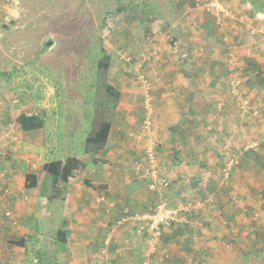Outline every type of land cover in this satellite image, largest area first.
I'll use <instances>...</instances> for the list:
<instances>
[{
  "label": "crops",
  "instance_id": "crops-1",
  "mask_svg": "<svg viewBox=\"0 0 264 264\" xmlns=\"http://www.w3.org/2000/svg\"><path fill=\"white\" fill-rule=\"evenodd\" d=\"M222 1L234 16V19L221 26L222 34L218 33L212 15L202 10H195L192 5L187 8L193 7L196 12L192 14L199 20L202 28L196 35H191V32L186 34L183 48L171 49L166 45L161 47L163 36L153 38L155 46L151 43L148 45L143 60L145 63L142 68L143 79L148 82L145 87L142 85L138 88L123 77L125 70L120 71V68H116L111 78L119 82V89L116 91L119 94L117 104L124 110L121 111L123 118L130 119L128 115L135 113L133 108L141 106L148 93L152 98V130L142 141H137L138 153H136L133 148L121 142L120 131L111 123L107 144L103 150L97 153L84 152L83 155L87 157L83 161L80 156H74L85 164L78 172L84 174L86 171L87 177L77 182L75 172L65 189L64 201H67L69 208L71 203L73 206L82 205L83 209H79V212L81 211L79 217L92 209L87 207L91 204L88 203V198L92 197L93 200L98 192H100L98 195L107 197L104 199L100 195L98 201L101 200L107 210L113 213L116 224L127 213L130 215L148 212L152 208L149 207L150 202L145 196L148 194L144 191L141 194V189L131 185L134 184L131 178L137 174L140 178L142 176L148 180L150 184L151 180L144 175V169L146 149L152 148L158 160L159 171L162 168L161 173L163 172L158 173V181L155 182V189L156 185H159L163 191L160 199H166L173 207H178L180 204H186L187 200L195 202L205 199L207 195H214L212 206L205 207L202 204L198 209H191L187 214L188 223L164 228L158 249L160 248L159 252H161L164 244L174 242L171 259L176 262L173 264H190L185 261H206L205 264H264V223L257 229L244 227V233L237 228L242 214L248 215V211L255 209V204L261 205L264 202L261 200L254 203L257 196H264V122H262L264 110L261 108L264 106V21L257 16L264 13L262 10L252 8L253 6L244 0ZM4 3L5 0H0V16L6 14L7 7H3ZM185 7L184 5V10ZM2 20L4 22L3 18ZM3 24L6 26L9 23ZM182 24L186 28L189 27L185 23ZM252 30L255 32L253 35L250 34ZM223 36L238 46L242 90L245 94L247 90L251 92L254 90V94L251 93V100L257 106L254 107L262 119L239 114L233 99L227 94L225 84L227 70L224 63L226 48L220 41ZM153 50H159L156 51L157 55H153ZM110 86L115 90L113 84ZM142 88H144L143 93ZM259 105L261 107H258ZM141 112L143 113V110ZM95 129H92L89 135ZM52 140V145L55 146L56 140L53 138ZM251 142H259L258 149L248 151L239 157L236 167L230 173L229 182H225L224 178L223 181L219 180L218 175L221 178L222 174L219 172L222 148L228 146L237 155L242 145ZM3 143L5 139L0 137V144ZM18 144L14 147V151L21 150ZM22 158L25 160V176L36 174L31 172L33 157L27 155ZM24 163L22 161V164ZM46 163L48 162L44 164ZM2 165L3 161L0 159V170ZM137 165H140V169H137ZM128 166H132V170ZM23 168L22 166V170ZM25 176L23 179L12 180V198L18 196L21 186H25ZM161 180H168L169 187H163ZM4 183L0 182L1 187ZM231 194L238 199L233 208L230 207V201L233 199ZM186 205L196 207L191 202ZM125 207L126 209L123 210ZM261 207L264 208V204ZM119 208L123 211L115 214V210L119 211ZM67 210L69 223L66 228L68 238L65 247L72 250L74 247L71 239L74 234L70 230H75L76 226L72 224L73 219L70 218L71 213L74 212L76 215L78 211ZM102 214L100 211L101 216ZM86 216L83 217L87 218ZM93 225L99 226L91 223V228ZM134 227L126 224L120 228L118 225L120 230L123 228L121 234L115 233L116 238L108 237L104 240L103 244L108 245L107 248L110 247L113 256L111 264H133L132 258L125 255L138 253L144 247V239L141 240L136 236ZM87 228L90 227H86V231H89L86 233L89 237L85 236L87 241L82 238L84 235L82 229L73 231L81 241L78 243L80 246L78 260L74 256L73 261L68 264H98L96 259L88 261V257L90 253L98 254L96 249L99 250V247L96 243L98 241L101 246L103 239L101 234L107 230L105 226L100 230L93 228L90 231ZM4 231H6L4 226H0V238ZM15 233L13 231L8 234ZM247 236H255V239L248 242ZM7 238V240L11 239V237ZM9 245L11 249L0 244L1 260L9 255L8 251L15 253V246L10 243ZM113 247L114 252H112ZM142 257L140 261H149L143 253ZM18 260L0 261V264H21Z\"/></svg>",
  "mask_w": 264,
  "mask_h": 264
},
{
  "label": "rangeland",
  "instance_id": "rangeland-1",
  "mask_svg": "<svg viewBox=\"0 0 264 264\" xmlns=\"http://www.w3.org/2000/svg\"><path fill=\"white\" fill-rule=\"evenodd\" d=\"M15 1L18 3L17 9L4 4L3 7H7L6 14L0 16V70L9 71L14 68L13 71L11 70L13 74L10 79L0 78V137L5 139V143L0 144L3 161L0 173L5 174V183L2 187V184L0 185V191H6L2 194L4 199L0 201V226H4L6 230L2 232L0 244L11 249L7 240V237H11L23 238L26 245L23 248L15 246V253L8 251L9 255L3 260L0 258V261L19 259L21 264H68L73 261L74 256L78 260L77 254L80 247L78 243L81 241L73 231L82 229L84 233L82 238L87 241L88 239L85 238V236L89 237L86 235L89 232L86 231L87 226L90 227L87 228L90 231L93 228L100 230L105 226L107 231L101 234L103 244L106 238L115 237V233L121 234L123 228L121 230L118 228L113 213L107 210L101 200L98 201L103 196L98 195L100 192L93 200L92 197L88 198V203L91 204L87 207L92 209L81 215L82 217H79L81 212L79 209H83L82 205L73 206L71 203L69 208L67 201L61 199L47 201L44 197L26 193L25 186H21L18 196L12 198V180L23 179L26 172L25 160L22 157L27 155L33 157L34 164H32L31 172L35 173H38L45 162L64 160L67 156H80L83 161L87 157L83 155L85 139L92 129L97 128L100 121L106 119L120 131L121 142L126 143L127 147L133 148L134 152L138 153L137 142L133 138L129 139L127 134L137 131L144 116L141 112L142 104L133 108L135 113L128 115L130 119H124L122 116L124 110L117 103L114 104L106 94L103 82L108 85L113 84L117 91L119 82L113 80L111 76L116 68H120V71L125 70L123 77L126 80H130L138 88L142 87L144 77L142 68L145 65L143 60L147 54L148 45L155 44L153 38L163 36L161 47L166 45L171 49L183 48L186 34L191 32V35H196L202 28L199 20L195 19V15L192 14L196 12L193 10L194 4L207 0H133L135 2L133 7L125 4L126 0ZM220 1L223 3L222 0ZM244 1L252 5V8L262 10L264 13V0ZM192 5V8H187ZM223 5L225 6L224 3ZM118 8L124 10L118 12ZM15 13H17V18L4 26L2 18L4 19L7 15L10 19ZM232 18L234 19V16ZM261 20L264 21V19ZM182 23L190 28L184 27ZM192 23H195L196 27ZM49 41L51 45L47 47V50L38 53L41 51L43 42L48 43ZM156 51H152L154 56L157 55ZM105 53L110 56V60L108 70L103 71L97 67V63ZM224 57L226 60L225 51ZM236 59L238 62V51ZM143 92L144 88H142ZM246 92L251 105L256 106L251 100V93L254 94V90ZM261 108L264 110V106ZM20 113L36 115L42 120L43 127L30 132L21 131L16 124V116ZM256 118L262 119L259 112ZM52 138L57 142L54 141L55 146L52 145ZM17 144L21 150L14 151ZM128 168L132 170V166ZM78 171H76L77 182L87 177L86 171L84 174ZM161 171L162 168H160V174L163 173ZM139 176L135 174V177L131 178L134 183L131 185L141 189V194L143 191L148 194L145 196L150 202L149 207H153L162 197L163 191L159 185H156L155 190H151L148 180ZM218 178L223 181L222 174L221 178L220 175ZM228 178L225 182H229L231 174ZM231 195L233 199L230 201V207L233 208L238 199L234 197V194ZM96 198L98 199L95 201ZM209 198L212 199L211 204L204 201ZM261 200L264 201V196H257L254 203ZM186 202L194 203L196 206L194 210L200 208L202 204L209 207L214 204V195H207L203 200L199 199L195 202L187 200ZM168 204L173 207L170 201ZM263 204L264 202L261 205L255 204V209L248 211V215L242 214L239 217L240 223L237 224V228H240L242 233H244V227L257 229L264 223V208L261 207ZM67 209L78 211L76 215L74 212L71 213L70 218V220L73 219L72 224L76 226L75 230H70L74 234L71 239L72 247H74L72 250H68V247L66 249L65 243L55 238L57 229L68 227ZM125 209L126 207L123 210ZM120 210V208L119 211L115 210V214L123 211ZM100 211L103 216L100 215ZM6 212L9 213L8 217L5 216ZM256 212L259 216L254 218L253 214ZM85 215L87 218L83 217ZM91 223L99 226L93 225L91 228ZM125 225L126 223L120 228ZM130 228L127 230L129 231ZM13 231L16 233L8 234ZM247 237L248 242L255 239V236ZM137 241L141 242L139 239ZM173 243L164 244L163 242L161 252H159L160 248H157L156 253L147 259L149 261H140L141 250L125 256L132 258L133 264H173L176 262L171 259ZM102 244L100 246L97 241L98 254L90 253L88 261L96 259L98 264H111L113 256L110 247L107 248L108 245L103 244L102 246ZM114 250L113 247L112 252ZM100 251H102L101 254ZM165 253L168 254V258L164 257ZM185 262L206 263V261Z\"/></svg>",
  "mask_w": 264,
  "mask_h": 264
},
{
  "label": "built area",
  "instance_id": "built-area-1",
  "mask_svg": "<svg viewBox=\"0 0 264 264\" xmlns=\"http://www.w3.org/2000/svg\"><path fill=\"white\" fill-rule=\"evenodd\" d=\"M4 4L14 6V8L17 9L18 3L15 0H5ZM194 9L202 10L203 12L212 15L214 17L215 24L218 27V33L220 34H222L221 26L225 25L229 19H233L231 11L227 9L220 0H207L202 3L197 2L194 4ZM7 15H9L8 12ZM7 15H5L4 17V22L6 23H10L11 21H14L15 18H17V13H15L14 17L10 19H8L9 17H7ZM11 15L13 14L11 13ZM257 16L259 17L258 19H264V16L261 14H257ZM192 25L196 27L195 23H192ZM254 33L255 32L253 30L250 32L251 35H253ZM220 41L226 48L225 65L227 75L225 77V84L227 85V94L233 99L234 105L241 115L256 117L258 110H256L255 107L251 105L250 99L242 90V80L240 77L239 65L236 59L238 46L232 43L225 36L221 37ZM146 84H148L146 79H142V85L145 87ZM145 91H147V89H145ZM146 96L142 103L144 113L143 119L140 122L137 131L130 132L128 134V137L133 138L136 142L142 141L144 139V136L149 134L152 130V98L148 93L146 94ZM259 146V142H251L242 145L238 149L237 152L239 153H237V155L236 152L230 151L228 146H224L222 148L224 167L221 170L223 178L228 179L232 169L236 167L239 157H241L248 151H256ZM1 156L2 151L0 150V157ZM145 159L146 166L144 169V175L148 176L151 180L149 188L153 190L155 189V182L158 181L159 168L158 160L155 157L152 148L146 149ZM137 169H140V165H137ZM160 183L163 187H167L169 185V182L167 180H161ZM3 193H6V191H0V201L4 199V197L2 196ZM205 202L207 204H210L211 199H206ZM191 209L194 210L191 205L186 204H180L178 207H171L169 206L168 201L162 198L159 199V201L155 204L151 211L134 213L130 215H128L127 213L117 222V224L121 226L126 223L127 225L135 226L134 228L136 236L140 239L143 238L145 242V245L143 249H141V252L143 253L144 257L148 259L150 256L156 253L158 245L161 244V238L164 228H168L177 224L180 225L182 223H188L187 214L190 213ZM253 215L254 218H256L257 216H259V213L256 212ZM5 216L8 217L9 213L6 212ZM164 257L168 258L169 256L167 253H165Z\"/></svg>",
  "mask_w": 264,
  "mask_h": 264
},
{
  "label": "trees",
  "instance_id": "trees-1",
  "mask_svg": "<svg viewBox=\"0 0 264 264\" xmlns=\"http://www.w3.org/2000/svg\"><path fill=\"white\" fill-rule=\"evenodd\" d=\"M126 1L127 2L125 4L131 5V7H133L135 4L133 0ZM121 10L124 9L118 8L117 11L119 12ZM47 47V43L43 42L41 51H39L38 53L45 52L47 50ZM109 60L110 56L106 53L103 54L102 58L98 60L97 67L103 71L108 70ZM13 69L14 68L10 69L9 71H3L4 69L0 70V78H5L6 80L10 79L13 74ZM103 85L104 91L113 100L115 99L114 104H116L119 98V94L107 83L103 82ZM16 124L18 125L19 129L23 132H30L41 129L43 127V122L41 119H39L36 115H29L27 113H20L16 118ZM110 128L111 123L109 120L106 119L100 121L95 131L85 139L84 152L97 153L103 150L107 144ZM229 150L234 152V150L230 148ZM220 163L222 170L224 167L222 154ZM84 165L85 164L81 160L77 159L74 156H67L64 160L49 161L48 163L42 166V168L38 171V174H27L25 176V192L28 194H33V196L35 195L42 198L44 197L47 199V201H52L56 199H61L62 201H64V195L66 192L65 189L68 182L74 177V173L80 168H82ZM0 174V181L4 183L5 174L3 172ZM50 192L51 194L49 195ZM55 238L59 242L65 243L68 238V233L66 229H57L55 233ZM8 242L11 245L22 248L26 245V241L23 238H11L10 240H8Z\"/></svg>",
  "mask_w": 264,
  "mask_h": 264
},
{
  "label": "water",
  "instance_id": "water-1",
  "mask_svg": "<svg viewBox=\"0 0 264 264\" xmlns=\"http://www.w3.org/2000/svg\"><path fill=\"white\" fill-rule=\"evenodd\" d=\"M51 45V42L49 41L48 43H47V46H50Z\"/></svg>",
  "mask_w": 264,
  "mask_h": 264
}]
</instances>
